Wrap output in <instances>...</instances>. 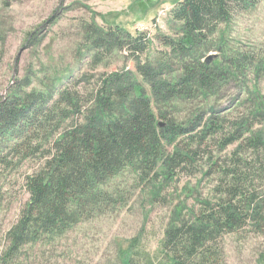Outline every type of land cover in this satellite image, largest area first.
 Instances as JSON below:
<instances>
[{"label":"rangeland","instance_id":"1","mask_svg":"<svg viewBox=\"0 0 264 264\" xmlns=\"http://www.w3.org/2000/svg\"><path fill=\"white\" fill-rule=\"evenodd\" d=\"M180 1L0 0V103L13 94L21 98L43 94L53 108L63 90L79 94L84 114L73 113L43 145L45 150L73 123L83 124L87 116L91 121L97 89L114 74L131 79L118 85L129 89L127 95L143 92L160 125L188 128L195 116L202 115L221 117L228 125L248 121L253 100L264 105V0L237 13L207 41L178 56L162 41L181 36V24L172 19ZM111 27L132 36L148 33V51L134 60L127 52L107 49L108 44L98 47L97 40L108 36ZM244 55L255 57V63L237 70L233 63ZM211 56L214 60L207 64ZM194 63L222 67L216 87L206 92L200 89L186 98H169L163 87L178 82L182 68ZM147 64L149 79L138 73L139 67ZM116 102L118 113L131 107L128 102L123 106L120 99ZM261 127L254 125L255 130ZM21 142L12 139L0 145V262L9 248L7 234L29 201L26 176L39 172L44 164L40 157L22 159L10 154ZM170 146L167 148L172 150ZM237 147L222 152L214 147V157L224 159ZM139 162L95 189L84 221L59 237H45L22 248L15 263L9 264H125L121 251L130 248L133 239L138 240L139 249L130 251L132 263L144 264L148 255L150 258L159 249L166 230L190 221L219 199L216 186L221 177L209 175L212 171L204 167L206 160L172 180L155 184L154 174L149 183L141 181L144 168ZM255 186L264 200V185ZM101 193L107 197L96 200ZM221 246L223 264H260L264 228L250 224L226 235Z\"/></svg>","mask_w":264,"mask_h":264},{"label":"trees","instance_id":"2","mask_svg":"<svg viewBox=\"0 0 264 264\" xmlns=\"http://www.w3.org/2000/svg\"><path fill=\"white\" fill-rule=\"evenodd\" d=\"M259 2L182 0L172 11L174 22L181 24V36L175 40L166 38L163 45L175 55H184L189 47L207 41L220 25ZM108 33L110 36L99 37L96 45L104 48L108 44L107 49L127 52L134 60L140 59L151 45L146 32L132 36L119 27H111ZM234 62L239 70L253 65L255 57L244 55ZM148 68V64L139 67L138 73L145 79H149ZM220 68L217 63L187 65L178 82L163 88H167L169 98H186L200 89L210 91L216 87L218 73L223 72ZM122 78L118 74L107 76L94 97L96 106L89 114L91 121L87 116L83 124L73 123L46 150L43 145L73 113L79 117L84 114L79 94L63 90L53 108L43 94L26 98L13 94L0 103V145L20 139L22 142L10 154L22 159L40 157L44 162L39 172L26 176L29 201L7 234L9 248L0 264L15 263L22 248L45 237H59L84 221L95 189L139 161L144 168L141 181L148 183L153 174L154 184L161 183L205 160L204 167L212 171L209 175L221 177L216 186L219 199L190 221L166 230L159 249L150 258L148 255L144 264H223L221 245L226 235L250 224L264 228V200L255 186L264 185V105L253 100L250 122L242 124L236 121L228 125L221 117L202 115L195 116L188 128L174 123L160 125L141 90L130 92V97L129 89L118 88L131 82L130 78ZM115 99L124 101L123 106L128 102L130 109L118 113ZM256 123L262 126L260 130H255ZM35 141L37 145L33 144ZM237 144L229 156L215 159L214 147L222 152ZM106 197L101 193L96 200ZM137 242L131 240V247L121 251L123 263L133 264L134 254L130 256V251L139 249ZM259 262L264 264V252Z\"/></svg>","mask_w":264,"mask_h":264},{"label":"water","instance_id":"3","mask_svg":"<svg viewBox=\"0 0 264 264\" xmlns=\"http://www.w3.org/2000/svg\"><path fill=\"white\" fill-rule=\"evenodd\" d=\"M213 60H214L213 56L209 57L207 60V64H211Z\"/></svg>","mask_w":264,"mask_h":264}]
</instances>
